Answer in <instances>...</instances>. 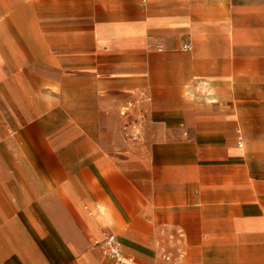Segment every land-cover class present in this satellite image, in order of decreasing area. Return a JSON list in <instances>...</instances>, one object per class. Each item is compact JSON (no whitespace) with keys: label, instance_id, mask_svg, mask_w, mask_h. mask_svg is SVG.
Listing matches in <instances>:
<instances>
[{"label":"crops","instance_id":"obj_1","mask_svg":"<svg viewBox=\"0 0 264 264\" xmlns=\"http://www.w3.org/2000/svg\"><path fill=\"white\" fill-rule=\"evenodd\" d=\"M109 235L264 264V0H0V264Z\"/></svg>","mask_w":264,"mask_h":264},{"label":"built area","instance_id":"obj_2","mask_svg":"<svg viewBox=\"0 0 264 264\" xmlns=\"http://www.w3.org/2000/svg\"><path fill=\"white\" fill-rule=\"evenodd\" d=\"M98 245L101 251L103 252V254L108 258L112 259L115 262V264L133 263L132 259H127L124 256L121 241L117 238V236L109 235Z\"/></svg>","mask_w":264,"mask_h":264}]
</instances>
